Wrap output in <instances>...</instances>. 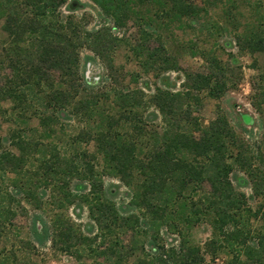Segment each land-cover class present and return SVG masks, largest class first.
Masks as SVG:
<instances>
[{"label":"rangeland","instance_id":"rangeland-1","mask_svg":"<svg viewBox=\"0 0 264 264\" xmlns=\"http://www.w3.org/2000/svg\"><path fill=\"white\" fill-rule=\"evenodd\" d=\"M181 4L186 8L182 14L170 0H127L122 12L113 18L92 0H66L48 19L59 49L69 54L75 45L76 68L73 73L60 67L45 70L43 76L49 83L35 90L40 97L55 95L60 90L76 95L55 112L45 109L44 100H33L31 106L24 105L25 109L11 100H0V136L19 133L30 142L29 157L22 169L16 174L0 172V189L13 182L32 180L33 195L30 202L20 199L23 208L17 210L10 225L0 228V256L7 258V264H98L103 261L97 252L111 245L119 233L112 226L109 232L101 230L95 220L98 212L91 213L89 209L98 207L99 203L117 210L122 205L124 209L130 200V190L137 186L135 179L123 181L110 168L111 164L96 148L95 132L111 126L121 139L134 137L138 142L147 139L151 142L153 137L148 134L136 136L133 124L137 123L138 128L143 126L146 132L161 131L163 117L149 101L156 87L183 90L185 74H218L225 81L218 96H212L207 90H192L193 97L183 100L189 102L191 116L196 119L195 124H184L185 129L199 137L218 114H225L239 137L252 144L260 140L264 129L259 127L251 97L253 87L264 82V52L250 51L243 47L242 40L256 22L264 20V0H180ZM70 34L79 35L77 44L69 43ZM28 42L27 33L8 34L4 30V17L0 16L3 58L0 83L11 75L10 59L23 61L24 54L33 52L34 46ZM162 47L181 69L158 71L143 65L148 52ZM46 115L50 116L48 125L41 126L40 119ZM245 117L251 121L247 122ZM251 127L254 135L247 138L242 128ZM10 149L18 153L15 146L10 145ZM44 158L56 165L51 181L43 178L40 163ZM86 175L88 179L84 178ZM231 176L237 189L245 192L247 205L253 211L264 205V198L254 195L251 184L244 182L245 174L236 169ZM88 182L94 183L92 194ZM208 190L205 182L201 187L190 184L177 201L176 210H193L199 197ZM33 213L47 221L67 222L83 236H96L95 240L67 252L52 247L50 242L40 246L29 233ZM112 220L107 217L101 224H111ZM177 220L179 237L171 234L176 232L173 223L171 227H161L162 240L169 241L172 236L184 238L188 244L201 248L206 264H226L229 256L225 249L217 250L215 259L210 255L212 247L207 243L214 234L209 217L191 225ZM244 221L252 230L262 228L258 217L245 216ZM119 237L130 255L122 264H142L145 256L133 248L134 241L137 240L138 246L145 237L132 236L130 231Z\"/></svg>","mask_w":264,"mask_h":264},{"label":"trees","instance_id":"trees-1","mask_svg":"<svg viewBox=\"0 0 264 264\" xmlns=\"http://www.w3.org/2000/svg\"><path fill=\"white\" fill-rule=\"evenodd\" d=\"M65 1L0 0V16L4 17V30L14 36L27 33L28 43L34 46L33 52L24 54L26 58L23 61L10 59L11 75L0 83V100H11L23 109L25 104L31 106L33 100H44L45 109L51 108L55 112L65 107L68 98H74L76 95L73 93L70 96L71 93L66 94L60 90L55 95L42 94L40 97L35 90L42 84L49 83L43 76L45 70L60 67L70 70L71 73L75 72V45L69 54L59 49L48 21ZM92 1L106 15L113 18L118 17L127 2ZM170 1L180 9L181 14L186 10L182 4L179 6L180 0ZM67 37L69 43L77 44L80 40L77 34L75 37L74 34ZM242 42L243 47L250 51L264 52V20L256 22L245 32ZM146 58L147 62L143 65L152 70L181 69L163 47L153 53L148 52ZM2 61L0 54V64ZM220 77L213 73L185 74L186 83L183 84V90L173 91L156 87L149 101L163 117L161 131L146 132L143 126L138 128L137 123L133 124L135 135L148 134L153 137L151 142H148V139L146 142H138L134 137L121 139L111 126L95 132L96 148L111 164L110 168L123 181L135 179L137 187L130 190V200L124 209L122 205L117 210L99 203L98 207L91 206L89 210L91 213L98 212L95 220L101 230L109 232L114 227L119 234L130 231L132 236L145 237L138 246L137 240L134 241L136 246L133 248L139 249L145 256L142 264H206L205 255L199 246L188 244L184 238L178 239L181 230L176 228L178 224L175 219L191 225L207 217L211 220L214 234L207 243L212 247V259H215L217 250L225 249L229 256L226 264H264V205L253 211L247 205L245 192L237 189L231 176L236 169L241 171L246 175L244 182L251 184L253 194L264 198V132L261 133L260 140L252 144L248 139L236 134L225 114H218L199 137L184 126L195 124L196 119L191 116L189 102L183 100L193 97L192 90H207L212 96H218L225 87V81H221ZM253 90L251 104L259 116V127L264 129V82L253 87ZM50 101H53L54 105H51ZM53 115L54 113L50 116L53 118ZM50 116L46 115L40 119L41 126L48 125ZM245 119L247 122L251 121L250 117ZM242 131L247 138L254 135V127L242 128ZM29 143L19 133H11L7 137L0 136V172L18 173L29 157ZM10 145L15 146L18 153L13 152ZM54 163L49 158L41 160L40 168L45 181L52 180V173L56 168ZM68 170L69 168L66 169ZM85 173L84 170L83 174ZM84 178H87V175ZM27 182H13L5 189H0V228L10 225L17 210L23 208L20 199L31 201L32 180ZM204 182L208 184L209 190L199 197L195 208L187 212L176 210L177 201L183 197L184 190L190 184L201 187ZM89 186V192L92 194L94 183H89ZM125 212L128 213L122 215ZM249 215L260 219L261 229L252 230L246 226L244 217ZM174 216L176 218H173ZM107 217L113 219V225L101 224ZM172 224L176 232L171 234L178 237L172 236L169 241L162 240L161 227L168 228ZM29 233L36 244L43 246L50 242L52 247H58L64 252L77 249L80 244L88 245L96 237L83 236L69 223L47 221L37 213L31 215ZM119 234L111 245L97 250L98 255L103 258L98 264H122L130 256L127 255L129 250ZM113 256L116 258L112 260ZM6 260L7 258L0 256V264H7Z\"/></svg>","mask_w":264,"mask_h":264}]
</instances>
